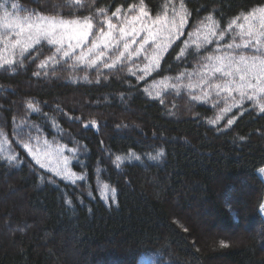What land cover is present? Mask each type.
<instances>
[{
    "label": "trees",
    "instance_id": "trees-1",
    "mask_svg": "<svg viewBox=\"0 0 264 264\" xmlns=\"http://www.w3.org/2000/svg\"><path fill=\"white\" fill-rule=\"evenodd\" d=\"M167 2L145 0L153 17ZM179 2L173 0L177 6ZM13 3L19 5L21 16L27 10L33 17L92 16L95 22L99 8L111 15L116 7L123 11L139 0H81L79 5L75 0H0L4 5L0 17L5 9L16 14ZM184 3L190 15L184 36L176 43L180 46L208 14L224 29L240 12L264 6V0ZM176 45L161 61L160 70L139 81L125 64L104 70L108 79L102 75L98 84L95 69L73 71L57 65L56 75H52L51 65L38 68L54 51L44 42L26 54L23 68L15 73L0 70V130L8 135L17 159L23 162L10 167L0 157V264H107L110 255L121 257L115 264H150L151 257L157 264H264V220L260 215L264 182L259 175L264 167V113L245 101L213 125L208 121L224 107L222 100L214 107L212 102L175 103L170 99L162 104L148 98L144 88L153 79L174 77L197 66L196 56L177 61ZM214 47L215 43L202 54ZM45 70L49 71L47 77L33 75ZM85 71L93 81L90 84L79 79ZM73 75L78 77L76 82L71 80ZM163 94L169 98L177 95L176 99L188 95L171 89ZM75 98L77 107L65 104ZM29 100L39 104L40 113L27 109ZM192 103V118L185 114L180 120L172 119L175 104L181 108ZM229 119L234 120L230 126ZM22 120L39 127L40 147L44 141L53 148L65 145L64 154L69 157L72 153L67 149L77 148L79 159L71 161L69 168L86 181L71 184L55 179L52 172L34 164L22 144L21 148L15 146L13 129ZM92 120L95 127L89 123ZM131 125L136 129L127 131ZM31 143L35 146L36 142ZM160 149L165 155L159 161L142 160L143 167L122 166L121 175L115 172L116 155L135 152L143 159ZM96 172L107 181L95 182ZM103 183L117 190L115 202L111 194L107 200L97 195ZM82 192L92 202L80 196ZM79 202L85 205L79 207ZM201 205L211 231L201 228L189 212Z\"/></svg>",
    "mask_w": 264,
    "mask_h": 264
},
{
    "label": "snow or ice",
    "instance_id": "snow-or-ice-1",
    "mask_svg": "<svg viewBox=\"0 0 264 264\" xmlns=\"http://www.w3.org/2000/svg\"><path fill=\"white\" fill-rule=\"evenodd\" d=\"M80 2L81 0H75L77 5ZM0 8H4V5L0 4ZM11 8L16 10V14L5 9L3 16L0 17V29H3L0 31V45H3L0 48V70L15 73L18 67L23 68L26 54L44 42L54 47V51L40 61L39 69H47L51 65L52 75H56L57 65H66L73 71L77 68L95 69L97 84L100 83L102 75L105 80L108 79L104 70L115 69L121 64L127 65V72L138 81L145 80L153 72L160 70L161 61L169 49L184 36L190 15L184 0H180L178 6L173 0H168L163 5L162 12L154 17L149 12L145 0H139L138 4L130 3L123 11L122 7H116L111 15L101 7L98 9L95 22L92 16L83 19L33 17L27 10L21 16L18 4H11ZM113 17L116 18V23L113 22ZM226 35L229 36L227 41ZM221 41L225 42L221 44ZM214 43L213 49L202 54L203 49ZM181 44L182 46L176 45L178 52L174 51L176 60L196 56L197 66L191 71H180L174 77L153 79L152 83L144 88L148 96L160 99L169 89L176 92L184 89L192 101L212 102L215 107L222 100L224 107L220 109L215 119L208 121L213 125L233 108L241 107L245 101L252 102L260 113H264V6L253 7L247 13L240 12L224 29L212 14H208L188 33V38L181 41ZM138 72L141 75H137ZM33 75L47 77L49 71H36ZM77 78L75 75L71 76L72 82H76ZM79 79L89 84L93 82L89 79L87 71ZM213 97L216 99L213 100ZM160 102L164 103L163 99H160ZM27 109L33 113L41 112L39 104L32 100L27 102ZM89 123L94 127L96 125L95 120ZM233 123L234 120H228L229 126ZM33 131L37 134L33 135ZM39 132L38 126L22 120L13 129L17 137L15 143L22 144L41 169H47L55 176L73 184L84 180L83 175H77L68 167L72 160L79 159L77 155L79 150L74 147L68 148L67 150L72 153L69 157L64 155L65 145L53 148L44 141L43 147H40ZM31 141L36 142L35 146ZM0 154H3V160L10 166H16L21 162L9 143L8 135L2 130ZM164 155L163 149H160L155 155L148 153L147 158L159 161ZM124 160L143 162L141 156L135 152H130L125 157L116 155V168H120ZM259 172L264 174V167L260 168ZM43 179L42 176L41 180ZM102 190V198L107 200L109 185L104 184ZM110 191L111 199L115 202L117 190L111 188ZM66 203L71 205L72 202L66 200Z\"/></svg>",
    "mask_w": 264,
    "mask_h": 264
},
{
    "label": "rangeland",
    "instance_id": "rangeland-1",
    "mask_svg": "<svg viewBox=\"0 0 264 264\" xmlns=\"http://www.w3.org/2000/svg\"><path fill=\"white\" fill-rule=\"evenodd\" d=\"M188 38V37H187ZM228 39H229V36H228ZM178 42V41H177ZM176 42V43H177ZM221 42H223V41H221ZM220 42V43H221ZM209 46H211V45H209ZM208 46V47H209ZM181 91L183 92V94H187V90H184V89H181ZM146 94V93H145ZM146 96H148L147 94H146ZM148 98H150V99H152V100H155V101H158V102H160V99H163V101H164V103H162V104H165V103H169L170 101V99H173L174 100V102L175 103H177L179 100H182L183 102H185L186 100H191L190 98H189V96L188 95H185V97L184 98H178V99H176L177 98V95H173V96H171L170 98L169 97H167V96H165L164 94L160 97V99H153L152 97H150V96H148ZM216 99V98H215ZM67 106H71V105H74L75 107H77L78 105V103H77V99L75 98V99H73V100H67V102L65 103ZM193 103L192 104H188V105H185L184 107L182 106L181 108H179V106L177 105V104H175L174 105V108L172 109V111H171V113H172V115H176L175 117H173L172 119H174V120H180L182 117H184V115L186 114V117L187 118H192L193 117V114H192V109H193ZM253 109H255V110H258V108L257 107H253ZM221 121V120H220ZM225 122V121H224ZM108 124L107 123H105L104 124V126H107ZM131 127H133V128H131ZM131 127L129 126V128L128 129H126L127 131H130L131 129H133V130H135L136 129V127L134 126V125H131ZM223 130H226V129H223ZM67 137L71 140V141H73L74 140V136L73 135H67ZM15 146H17L18 148H21V144H15ZM1 155H2V158H3V154H0V157H1ZM65 155V154H64ZM77 155H78V157L80 156V153H77ZM145 156V155H144ZM142 160H144L145 161V163H147L149 160H148V158L146 157V158H143ZM72 162H74L73 160H72ZM153 162H155V161H153ZM23 162H20L19 164H17V165H21ZM34 163V162H33ZM32 162H30V164L31 165H33L34 167H35V165L33 164ZM75 163V162H74ZM156 163H158V162H156ZM70 164V163H69ZM152 164H154V163H152ZM143 165H144V163L143 164H141L140 163V161H135V160H131V161H129V160H125V164H123V165H121L120 166V168H116L115 169V172L118 174V175H121L123 172H122V166H136V167H140V166H142L143 167ZM7 166H10V165H8L7 164ZM10 167H13V166H10ZM35 170H37V168L35 167ZM38 171V170H37ZM31 172L33 173V171L31 170ZM100 174L101 173H98V172H96L95 173V182H97V183H102V182H104V181H107V179H104V181H103V179L102 178H100ZM110 174H112V173H110ZM109 174V175H110ZM78 175V174H77ZM53 178H55V179H61L60 177H56L55 175H54V177ZM62 180V179H61ZM64 182H66V183H71V184H73L71 181H66V180H63ZM82 181H86V179H84V180H80V182H82ZM79 181H77L76 183H78ZM58 183H59V181H58ZM106 183H108V182H106ZM106 183H103V185L104 184H106ZM109 184V183H108ZM102 185V186H103ZM102 186H101V190H99V192H97V195H99L100 197L102 196L103 197V190H102ZM53 187V186H52ZM94 190H96V188H97V185L95 186L94 185ZM78 190V189H77ZM111 187L109 186V193L108 194H111ZM88 193H84V192H82V193H79V195L80 196H82V197H84V199L86 200V201H90V202H92V197H87L86 195H87ZM91 196H92V194H91ZM85 197H87V198H85ZM101 197V198H102ZM103 199V198H102ZM102 199H100V202L103 204V203H105V202H103L102 201ZM103 200H105V199H103ZM222 202H224V201H222ZM112 204H113V202H111ZM81 204L82 205H85L84 203H80L79 202V204H77L79 207H81ZM104 205V204H103ZM105 206V205H104ZM229 210V209H228ZM190 214L192 215V217H194V219L197 221V223H199V226L201 227V228H203V227H205V229L206 228H209V230L211 231V228H210V226H211V224L209 223V218L207 217L208 215H206L205 214V208H203V206L201 205V206H195V207H193V208H191L190 209ZM229 212H231V211H229ZM262 214L264 215V206L262 207ZM187 215V214H186ZM234 223H235V221H234ZM238 223H236L235 225H237ZM240 224V223H239ZM238 224V225H239ZM235 227V226H234ZM236 229V228H235ZM238 229V228H237ZM205 231V230H204ZM120 258L121 257H119V256H114V255H110V256H108L107 257V264H115L116 262L115 261H118V260H120ZM126 258V257H125ZM145 262V260L143 261V263ZM106 263V262H105ZM150 264H157V262H155L154 260H153V258L151 257L150 258Z\"/></svg>",
    "mask_w": 264,
    "mask_h": 264
},
{
    "label": "bare ground",
    "instance_id": "bare-ground-1",
    "mask_svg": "<svg viewBox=\"0 0 264 264\" xmlns=\"http://www.w3.org/2000/svg\"><path fill=\"white\" fill-rule=\"evenodd\" d=\"M37 101V100H36Z\"/></svg>",
    "mask_w": 264,
    "mask_h": 264
}]
</instances>
